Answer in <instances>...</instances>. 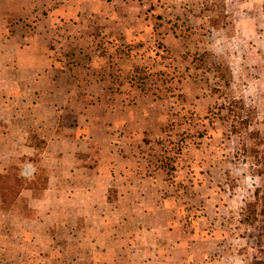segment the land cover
Here are the masks:
<instances>
[{
    "label": "rangeland",
    "instance_id": "rangeland-1",
    "mask_svg": "<svg viewBox=\"0 0 264 264\" xmlns=\"http://www.w3.org/2000/svg\"><path fill=\"white\" fill-rule=\"evenodd\" d=\"M123 1L145 6L125 14L130 26L159 31L119 45V51L102 45L101 53L112 61L98 59L99 48L91 50L94 70L111 77L114 90L106 103L114 104L115 93L119 101L142 103L148 123L142 122V110L137 109L140 116L134 114L129 131L143 133V140L151 143L150 155L168 171L169 183L207 187L183 207L180 225L188 232L196 222L199 229L214 233L206 261L264 264V199L258 202L256 219L248 210L258 188L264 196V0H164L163 15L154 10L161 0ZM45 20L42 14L26 19L28 26H46ZM67 25L72 26L54 23ZM107 27L98 23L102 32ZM44 123L38 128L24 119L0 126V176L6 190L4 197L0 184V264H105L94 253L80 262L74 254L78 236L67 238L68 222L80 211L62 204L70 191L47 188L71 179L61 173L59 153L53 154L47 143L54 133L52 123ZM13 178L36 188H23L13 201L18 190ZM177 178L188 182L178 183ZM47 211L59 221L49 243L38 221ZM90 212L88 224L95 215ZM34 243L41 247L38 251ZM63 243L72 250L52 256Z\"/></svg>",
    "mask_w": 264,
    "mask_h": 264
},
{
    "label": "crops",
    "instance_id": "crops-1",
    "mask_svg": "<svg viewBox=\"0 0 264 264\" xmlns=\"http://www.w3.org/2000/svg\"><path fill=\"white\" fill-rule=\"evenodd\" d=\"M162 1L154 7L161 15ZM144 7L123 0H0V126L24 119L38 128L44 121L52 123L54 133L47 143L53 154L58 151L64 164L61 173L71 182H54L47 188L70 191L62 204L80 211L66 229L69 241L78 236L74 254L80 262L94 253L105 264H214L206 261L214 233L199 229L196 222L188 232L180 227L183 207L207 187L169 183L168 171L150 155L151 143L143 140V133L129 131L137 109L142 110V122L148 123L144 106L125 98L119 101V93L114 94V104H107L106 97L114 90L111 77L90 63L96 47L98 59L112 61L101 53L102 45L119 51V45L159 31L130 26L126 20L130 9ZM39 14L45 16L46 26H28L26 19ZM56 21L72 26H54ZM98 23L108 26L105 32ZM118 129L126 133L121 135ZM177 182L188 181L177 178ZM91 209L95 215L88 224ZM48 213L38 220L45 227L47 243L59 228L58 219ZM69 247L63 243L52 256L68 253ZM33 248L41 247L34 243Z\"/></svg>",
    "mask_w": 264,
    "mask_h": 264
},
{
    "label": "trees",
    "instance_id": "trees-1",
    "mask_svg": "<svg viewBox=\"0 0 264 264\" xmlns=\"http://www.w3.org/2000/svg\"><path fill=\"white\" fill-rule=\"evenodd\" d=\"M8 178L10 179L11 177L8 176ZM13 180L15 181L14 183H15L16 185H18V190H17L16 194L13 195V198H12L13 201L16 200V198L18 197L20 191H21L23 188H28V189L36 188L35 186H31V185H27V186H26L25 183L23 182V180H22L21 178H13ZM2 182H3V179H2V177L0 176V184H1V187H2V194H3V196L5 197V191H6V190H5V188L3 187ZM260 192H261V189L258 188V189L256 190V192H255L256 202H251V203L248 204V210L250 211V215H251V216H254L255 219H256L257 214H258L257 211H256L257 206H258V202H259V200L264 199V196H261V195H260ZM4 201H5V199H4ZM5 202H7V200H6ZM10 203H11V202H10Z\"/></svg>",
    "mask_w": 264,
    "mask_h": 264
}]
</instances>
